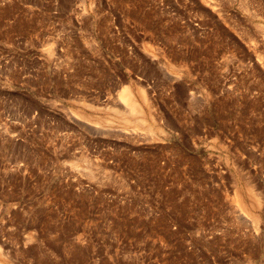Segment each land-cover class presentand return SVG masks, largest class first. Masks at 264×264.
Returning a JSON list of instances; mask_svg holds the SVG:
<instances>
[{
  "label": "rangeland",
  "instance_id": "1",
  "mask_svg": "<svg viewBox=\"0 0 264 264\" xmlns=\"http://www.w3.org/2000/svg\"><path fill=\"white\" fill-rule=\"evenodd\" d=\"M0 264H264V0H0Z\"/></svg>",
  "mask_w": 264,
  "mask_h": 264
},
{
  "label": "bare ground",
  "instance_id": "2",
  "mask_svg": "<svg viewBox=\"0 0 264 264\" xmlns=\"http://www.w3.org/2000/svg\"><path fill=\"white\" fill-rule=\"evenodd\" d=\"M131 90H129L128 88H126V89H124L123 91H122V96H121V98L123 99V101H125L126 102V106L127 107H129L130 106V109L132 110V112H134V113H136L139 109H138V106H137V102H136V97L133 99V97H134V94H132L131 95V92H130ZM142 94H143V92H142ZM133 96V97H132ZM144 96V95H143ZM143 100H145L144 98H142ZM128 103V104H127ZM139 105V104H138ZM139 107H141L140 105H139ZM142 109V108H141ZM236 198V197H235ZM258 200V199H257ZM237 203V202H236Z\"/></svg>",
  "mask_w": 264,
  "mask_h": 264
}]
</instances>
